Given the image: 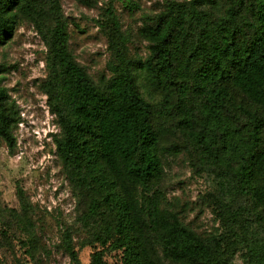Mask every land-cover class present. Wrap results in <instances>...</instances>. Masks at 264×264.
Here are the masks:
<instances>
[{
  "label": "rangeland",
  "instance_id": "374dc122",
  "mask_svg": "<svg viewBox=\"0 0 264 264\" xmlns=\"http://www.w3.org/2000/svg\"><path fill=\"white\" fill-rule=\"evenodd\" d=\"M59 1L68 49L107 100L117 73L105 29L113 4L127 55L135 61L137 84L152 105L163 172L132 193L149 224L140 236L139 264L144 252L157 264H198L171 254L165 232L151 223L157 210L177 213L206 240L209 259L198 261L264 264V203L258 198L264 181V123H257L264 118V105L235 85L228 56L223 58L229 76L222 84L233 102L214 109L199 77L200 53L221 55L222 34L241 53L250 48L264 28V0ZM51 5L52 0H19L12 6L18 12L15 33L0 45V82L19 110L16 147L0 141V258L3 264H91L93 253L103 250L108 264H133L118 202L125 191L123 178L101 156H82L78 164L59 146L66 136L59 111L72 118L76 112L67 73L45 38L55 27ZM229 8L235 17L225 25L221 18ZM173 22L169 73L160 69L158 55L151 64L147 59L150 46ZM78 134L100 155L96 137ZM68 245L79 261L72 259Z\"/></svg>",
  "mask_w": 264,
  "mask_h": 264
},
{
  "label": "trees",
  "instance_id": "16d2710c",
  "mask_svg": "<svg viewBox=\"0 0 264 264\" xmlns=\"http://www.w3.org/2000/svg\"><path fill=\"white\" fill-rule=\"evenodd\" d=\"M18 3L19 0H3V6L0 8V45L15 33L18 12L13 10L12 6ZM61 10L60 1L52 0L50 13L55 18V27L51 35L47 34L45 38L48 40L53 58L67 73L76 118L62 110L59 111L66 134L59 146L67 159H72L78 164H81L82 156L90 157V160L101 156L110 171L123 178L125 191L122 189L118 199L123 217L121 225L129 231L130 246L127 251L131 254L130 261L139 264L143 251L140 236L149 229V224L146 221L144 206L136 202L133 194L138 185H146L149 180L163 172V161L157 146L158 134L152 121V105L142 95L137 84L135 61L127 55L126 36L113 4L107 8L111 25L105 26L110 39L109 47L117 60V73L110 87L111 100L104 98L106 96L99 91L85 68L69 51V33L61 19ZM228 11V16L221 18L225 25L231 23L235 17V12L231 8ZM173 25H176V22L161 35L157 43L150 46L152 55L147 59L151 64L153 56L158 55L160 69L169 73L172 67L170 45L174 35ZM221 50V55L201 52L199 56L203 58L199 77L206 83L205 97L212 102L214 109L220 111L227 102H233L228 87L222 84L229 76L223 56H228V61L235 67L233 69L235 85L264 105V28L260 27L245 53H241L235 43L222 34ZM202 53L209 58L205 60ZM257 120L258 125L264 123V118ZM18 121L19 110L15 104L9 102V91L0 82V141L4 139L11 150L17 145L14 125ZM84 131L97 138L101 148L100 155L94 152L88 138H80L78 132ZM261 154L264 158V149ZM258 198L264 203V181L259 187ZM226 220L228 221L227 217ZM151 223L165 232L171 244V254L177 259H188L198 264H204L203 260L209 259L206 240L183 223L177 213L157 210L153 213ZM144 247H147L146 242ZM68 250L72 259L79 261L76 249L68 245ZM144 257L146 259L143 264H157L145 252ZM200 259L203 260L198 261ZM0 264H3L1 258ZM91 264H108L104 259L103 250L93 253Z\"/></svg>",
  "mask_w": 264,
  "mask_h": 264
}]
</instances>
